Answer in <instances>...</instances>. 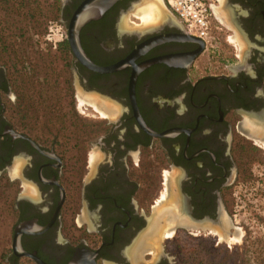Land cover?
I'll use <instances>...</instances> for the list:
<instances>
[{
    "label": "flooded vegetation",
    "instance_id": "af4514ba",
    "mask_svg": "<svg viewBox=\"0 0 264 264\" xmlns=\"http://www.w3.org/2000/svg\"><path fill=\"white\" fill-rule=\"evenodd\" d=\"M87 1H47L70 73L66 112L79 114L64 136L37 127L35 94L6 53L4 28L26 1L0 0L4 264H264V0H208L220 45L208 67L181 24L135 35L138 18L159 19L140 6L125 21L137 0H117L78 28L93 69L70 41Z\"/></svg>",
    "mask_w": 264,
    "mask_h": 264
},
{
    "label": "rangeland",
    "instance_id": "374dc122",
    "mask_svg": "<svg viewBox=\"0 0 264 264\" xmlns=\"http://www.w3.org/2000/svg\"><path fill=\"white\" fill-rule=\"evenodd\" d=\"M47 1L49 2V0H24L30 10L26 5L21 6L19 16L4 28L6 43L9 45L6 53L16 77L20 78V82L25 84L28 91H33L35 94V99L32 97L31 102L36 103L33 107L35 108L33 118L39 122L37 127L42 133L46 127L50 129L49 131H57L65 136L71 131L68 130L67 123L72 122L75 126L77 122L72 120L79 114L73 110L66 112L68 109L65 102L71 100V93L70 88H65V84L69 83L67 79L70 73L64 58L55 49V45L60 43L62 37L55 13L50 9L51 3ZM129 14L124 17L126 21L137 23L139 20L140 24L142 23V18L130 19ZM49 29L52 31L50 32ZM213 36L216 37V34L214 33ZM217 42L213 39L207 44L208 50L197 62L198 66L208 67L207 56L211 57L212 51L214 55L217 54L219 48L216 46H220ZM14 81L18 80L14 79ZM83 102L80 99L81 106ZM66 117H68L67 121L64 119ZM12 197V188L0 178V264H4L3 259L9 251L12 216L8 206Z\"/></svg>",
    "mask_w": 264,
    "mask_h": 264
},
{
    "label": "water",
    "instance_id": "95a60500",
    "mask_svg": "<svg viewBox=\"0 0 264 264\" xmlns=\"http://www.w3.org/2000/svg\"><path fill=\"white\" fill-rule=\"evenodd\" d=\"M117 0H88L86 2V4L81 7L78 11V15H77V19L75 21V28H74V32L70 34V41L72 43V46L74 48V51L76 52V54L78 55V57L80 58V60L88 67H90L91 69H93V65L92 63L85 57V55L83 54V52L81 51L80 47H79V43H78V36H77V31L78 28L84 24L85 22H88L89 20L92 19H98L103 12L108 9L111 5H113ZM140 2H142V0H137L134 1L129 10L128 13H132L135 10V7L140 4ZM162 4L163 1L161 0ZM164 6V17L161 20V22H159L157 24V26L152 27L151 29H147V28H134L131 29L132 33L138 36L144 35V34H148V33H152L155 32L159 29H162L163 26L165 25H180V23L178 22V20L174 17V15H172L168 9ZM163 38H159L157 40H149L147 43H145L144 45L140 46L137 50H135L134 52V56H137L143 52H145L148 48H150L151 46L157 44V42H161L163 41ZM168 40V39H165ZM196 42L199 43L200 47L199 49L196 51V53L193 55L192 60L203 50L204 44L198 40V39H194ZM124 66V63H120L118 65H116L114 68L109 69L108 71H112V70H118L120 68H122ZM139 69V68H138ZM141 69V68H140ZM95 70V69H94ZM139 71V70H138ZM136 73L134 74V77L136 76Z\"/></svg>",
    "mask_w": 264,
    "mask_h": 264
},
{
    "label": "built area",
    "instance_id": "2783aa9c",
    "mask_svg": "<svg viewBox=\"0 0 264 264\" xmlns=\"http://www.w3.org/2000/svg\"><path fill=\"white\" fill-rule=\"evenodd\" d=\"M168 11L182 25L185 35L205 46L214 39L215 26L208 0H162Z\"/></svg>",
    "mask_w": 264,
    "mask_h": 264
},
{
    "label": "bare ground",
    "instance_id": "6f19581e",
    "mask_svg": "<svg viewBox=\"0 0 264 264\" xmlns=\"http://www.w3.org/2000/svg\"><path fill=\"white\" fill-rule=\"evenodd\" d=\"M140 6H141V9H143V12H144V10L147 12L146 13V15H147L146 19L151 20V16L154 13V16H156L159 20L151 21V22H148V23L141 20L142 23L136 28L143 27V28L151 29L152 27L157 26V24L159 22H161V20L163 19L164 13H165L164 12L165 9H164V6H163L161 0H149V1L146 0V1L140 2V4H138L135 7V10L131 14L141 15L140 11L137 10V8L140 7ZM141 17H142V15H141Z\"/></svg>",
    "mask_w": 264,
    "mask_h": 264
}]
</instances>
